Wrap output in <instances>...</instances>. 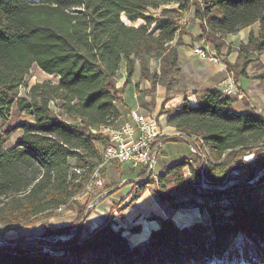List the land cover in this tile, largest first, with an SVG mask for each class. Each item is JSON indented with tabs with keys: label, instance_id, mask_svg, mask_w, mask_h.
Returning <instances> with one entry per match:
<instances>
[{
	"label": "trees",
	"instance_id": "1",
	"mask_svg": "<svg viewBox=\"0 0 264 264\" xmlns=\"http://www.w3.org/2000/svg\"><path fill=\"white\" fill-rule=\"evenodd\" d=\"M172 4L179 10L166 8ZM192 7L202 31L194 41L205 39L220 52L223 37L258 24V34L251 33L240 53L248 58L264 52V0H0V121H7L14 107L34 121L0 136V214L5 216L0 222L31 224L78 206L73 224L45 223L43 237L52 240L0 245V264H211L239 234L264 250V113L233 111L237 99L219 87L208 89L198 106L185 99L179 109L162 112L177 132L203 139L204 157L190 150V157L161 161L154 191L174 213L190 207L206 211L207 223L179 226L173 216L157 218L159 228L131 245L124 230L113 227L115 219L89 230L88 205L77 202L102 160L101 147L109 145L100 129L119 126L117 103L137 65L141 80L153 88L186 91L179 87L184 76L178 48L191 36L180 20ZM152 59L159 61L160 73L151 71ZM123 65L127 80L119 89ZM34 67L57 81L29 87ZM23 88L29 89L25 96ZM18 130L21 140L7 148ZM249 153L254 160L245 162ZM233 179L237 182L230 183ZM154 183L149 178L141 184L121 211ZM140 232L141 226L131 230Z\"/></svg>",
	"mask_w": 264,
	"mask_h": 264
},
{
	"label": "rangeland",
	"instance_id": "2",
	"mask_svg": "<svg viewBox=\"0 0 264 264\" xmlns=\"http://www.w3.org/2000/svg\"><path fill=\"white\" fill-rule=\"evenodd\" d=\"M166 8L179 10V5L172 4L171 6H168ZM139 24L141 23H138L137 25ZM180 24L182 27H184V29H186L189 33H191V35L193 33L196 34L197 32H199L201 21L196 19V13L193 7L185 11L182 14ZM196 42H200V41L193 42L192 48H193V44ZM159 65L160 63L158 61L155 66H152L151 61H150L151 71L152 72L157 71V73H160L159 68L158 69L156 68ZM123 67L124 65L122 66L120 72H122ZM251 67H253L254 70L260 74V76H264V70L258 63H251ZM120 72H119L118 81H117V88L122 89L124 86L121 87L120 85V81L122 77ZM135 75L140 76L139 64L137 65ZM134 78L135 77H133L132 79ZM27 79H28L29 87L36 85L38 83L45 82V81H53V82L57 81L56 77H52V76L45 74L37 67L32 68ZM145 82H149V85L151 86L150 89H145V85H144ZM136 83H138L137 80H136ZM184 85L188 87L187 81L185 80V78H184V81L180 83L179 87H182ZM158 86H162V85H158ZM158 86L153 88V85L151 84L150 81L141 80V78H140V83H138L137 86L131 81V83L125 86V88L123 89L124 91L123 98H121V100L117 103V106L119 110L122 111L123 116H124V118L120 121L119 126L127 122H130L131 113L135 110H138L143 115H149V116L154 117L157 120L160 128L165 130L169 134L168 137H166L167 139L166 145L163 146L164 148H162L161 154L158 157V164L160 166L161 165L160 162L163 161L162 157L164 155L168 156L170 158V161L179 160V159H182L183 157H190V152H189L190 147L188 146V144L185 142L184 139L174 137L175 136L173 134L174 129H168V122L164 121L162 124L159 123V120L162 121L161 119H165V118L168 119V114L162 113V112L164 110L174 109V108L168 105L170 101L168 98H162L157 93L156 88ZM28 90H29L28 88H23L21 91L22 96L27 95ZM181 92H184V91H181ZM181 92H177V93H181ZM134 94H137V97H134ZM174 94L176 93H171L168 95H174ZM237 101H239V99H237ZM258 112H260L261 114L264 113L261 110H259ZM26 121H30L31 123H34V121L30 119L27 113H21L17 109V107H14L12 109L9 119L7 121H0V136L5 131H7L9 128H14L17 125L23 122H26ZM22 135H23L22 130H18L14 132L10 136V140L6 147L11 148L15 146L21 140ZM103 148L104 147H101V150ZM155 172L157 173L158 169H155ZM234 175L239 176V173L237 172ZM146 182H148V180ZM158 182L159 180H155L154 184L148 185L146 191L149 190L155 196L154 191L157 188ZM235 182H237L236 179H233L230 183H235ZM128 184L129 183H124L122 184V186L121 185L120 186L124 187ZM107 187L108 185L106 186V188ZM101 192H106V191L105 189H103ZM133 197L134 196L131 195L130 197L131 199L129 198V199L115 200L114 201L115 203L114 202L112 203V206L108 208V211L101 209V211L106 214V218L103 216L102 217L105 220L115 219V223L113 227L115 229L122 228L124 230V235L128 239L130 238V235H133V233H131V230L136 226H141L138 222L133 221L132 216L130 215L126 216V214H124L126 210L124 212L121 211L123 207L126 206L125 204L121 206L122 203L124 202L129 203ZM107 198H108V194L105 198L100 199L99 202L95 203V205H92L96 199H94L92 195H87L86 193H84L83 195L77 198V202L79 205H83L87 203L88 210L90 211V216L96 217V215L101 216L98 210H100L99 208L101 207L100 206L101 202ZM156 201L158 202L159 206H157L154 211H151L149 209V205L146 204L147 199H141V201L137 205V208H141L142 211L144 212V215H145L144 220H146V223L144 224L145 227H149L148 224L150 221L158 222L157 218H167L168 216H173L174 221L179 226H182L183 224H190L194 221L195 222L202 221L205 223L209 221V217L206 211L201 212L197 208L190 207V208L180 209L178 212L174 213L172 210L167 209V204H161L157 198H156ZM228 201H229L228 198L224 197L222 203L226 205L228 204ZM77 207H78L77 205H73L72 207L68 209L63 208L56 213V216L49 218V219L39 220L31 224L18 223L16 225L10 226L6 223L0 222V245H14L13 242L17 240H25V241L34 242V241H40L39 239H43L46 241H50L53 238L43 237L44 232H45V227H44L45 223L50 224L52 228H58L62 226L71 225L77 219ZM2 217H5V216L3 214H0V219ZM141 232H142V226H141ZM148 232H149V228H146L143 234L140 235V239H144L146 235H148ZM136 234H139V233H136ZM54 238L61 239V240L68 239L67 236H57ZM35 245L37 249L39 250L40 249L45 250V251L49 250L47 245H44L41 243H38ZM262 245L264 246V243H262ZM263 259H264V250L262 249V246L257 247V244H255L251 240L246 239L243 235L239 234L232 239L229 251L226 252V254L222 258H215L211 262V264H264Z\"/></svg>",
	"mask_w": 264,
	"mask_h": 264
},
{
	"label": "crops",
	"instance_id": "3",
	"mask_svg": "<svg viewBox=\"0 0 264 264\" xmlns=\"http://www.w3.org/2000/svg\"><path fill=\"white\" fill-rule=\"evenodd\" d=\"M258 31L259 25L255 24L251 27L241 30L236 34L223 37L224 47L222 48L220 53L224 55V59L220 63H212L210 61L203 60L192 53V43L195 42L192 37L202 36L200 25L199 32H197L196 34L193 33L191 36L185 35L183 37V45L178 48L182 64V74L187 81L188 86L186 91L176 93L174 95H168L167 90L164 86H158L156 88L157 93L162 98H168L170 100L168 105L173 107L174 110L179 109L183 105L185 99L188 100L190 105L198 106L200 97L208 89L213 87L220 88V84L225 81L231 74H233L237 75L236 78L238 79L240 87L243 90L245 96L243 100H239L235 103L233 111L242 114L250 111H255L261 114L258 111L261 110L262 112H264V76H260V74L257 73L253 67H251V63H258L264 70V52L260 55L256 53L250 54L248 58H246L245 54L240 53L241 45L247 44L251 33L258 34ZM157 62L158 61L156 59H152L151 65L155 66ZM156 68L158 69L159 66ZM120 73L122 75L120 85L121 87H123L127 80L125 65L122 69V72ZM134 77L136 79H132V82L137 86L138 83H140V76L134 75ZM136 80L138 81V83H136ZM144 85L145 89L151 88L149 82H145ZM194 87L197 88V91L193 90ZM136 96L137 94H134V97ZM121 114L122 120L124 118L122 111ZM161 120L162 121L159 120L160 124H162L164 121H168V119L166 118ZM168 129H173V127L168 126ZM162 160L165 163H171L173 161H170V158L166 155L162 157ZM105 176L108 185V187L105 188V191L108 193V198L102 201L100 204L101 207L99 208L100 210H98V212L99 214H101V216H90V218L88 219L87 227L91 231L102 226L106 221L103 218H106V214L103 213L101 209L108 211V208L112 206V203L115 200L129 199L131 197V191L135 186V183L126 185L124 187L121 186L123 183H125V181L135 179L140 175L138 171L132 169L130 164H125L120 167L115 165L108 166ZM141 199H147L146 204L149 205V209L151 211H154L156 207L159 206L158 202L156 201V197L148 190L132 207L128 208L124 212L126 216H132L133 221L138 222L142 226L141 233L130 235L129 241L131 245H137L147 240L151 231L159 228V223L156 221H150L148 224L149 227L144 226V224L146 223V220H144V212L141 208H137V205L141 201ZM123 204L127 205L128 203L124 202L121 206H123ZM193 223H195V221L190 224ZM190 224H183L182 226H188ZM146 228H149L148 235H146L144 239H140V235L143 234Z\"/></svg>",
	"mask_w": 264,
	"mask_h": 264
},
{
	"label": "built area",
	"instance_id": "4",
	"mask_svg": "<svg viewBox=\"0 0 264 264\" xmlns=\"http://www.w3.org/2000/svg\"><path fill=\"white\" fill-rule=\"evenodd\" d=\"M192 53L212 63H220L224 59V55L212 48L205 39L193 44ZM220 89L224 94L239 100H243L245 97L238 79L233 74L220 84ZM193 90L197 91V88L194 87ZM130 118V122L116 128L102 127L100 129L101 134L108 137L109 145L101 150L102 160L93 170L86 187V194L92 195L96 199L92 205H95L108 194L101 191L107 186L105 173L110 165L120 167L130 164L133 170L140 173L139 177L125 181V183L136 184L132 190V196L136 195L138 186L145 183L149 178L159 180L155 172V169L160 167L158 154L166 143V137L169 134L160 128L154 117L143 115L138 110L133 111ZM173 129L174 137L184 139L194 155L204 157L202 138L187 136L177 132L175 128ZM262 147L264 148V141ZM254 157L253 153H249L244 156V160L245 162H252ZM78 173L84 174V171L79 170ZM203 186L206 187L204 184Z\"/></svg>",
	"mask_w": 264,
	"mask_h": 264
}]
</instances>
